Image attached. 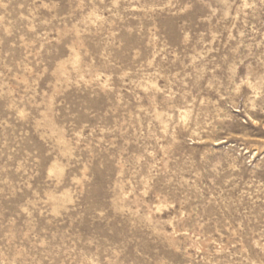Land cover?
Returning a JSON list of instances; mask_svg holds the SVG:
<instances>
[{"label":"rangeland","instance_id":"obj_1","mask_svg":"<svg viewBox=\"0 0 264 264\" xmlns=\"http://www.w3.org/2000/svg\"><path fill=\"white\" fill-rule=\"evenodd\" d=\"M0 264H264V0H0Z\"/></svg>","mask_w":264,"mask_h":264}]
</instances>
